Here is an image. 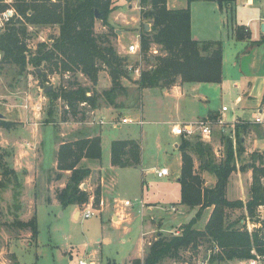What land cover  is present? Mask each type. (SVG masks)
<instances>
[{
  "label": "rangeland",
  "instance_id": "rangeland-1",
  "mask_svg": "<svg viewBox=\"0 0 264 264\" xmlns=\"http://www.w3.org/2000/svg\"><path fill=\"white\" fill-rule=\"evenodd\" d=\"M16 1H0L7 4V8L0 10V13L6 10L10 12L8 20L0 18V31L15 14L13 4ZM112 1L116 8L108 16V21L115 33L111 40L117 52L128 57L131 69L140 70L146 66L144 61L139 62L138 54H128L127 47L137 40L140 42L141 23L147 24L149 29L150 22L140 18L139 0ZM223 7L227 8L228 5ZM251 14V10L241 13L243 19H247ZM250 28V34L244 40H236L230 32L222 30L223 35L219 38L223 43L222 82L226 87L222 91L216 84L183 83L182 94L177 97L173 91L165 95L164 91H160L159 88L140 91L136 82L139 76L132 70H130V78L123 80L127 91L126 94L122 93L118 96L116 100L123 106L121 109H113L115 116L117 115L115 118L122 116L124 112L141 109L144 113L145 123L143 125L123 124L117 128L110 122L109 116L104 117V123L101 126L91 129L101 128V157L99 160L90 159L89 161V166L100 169V174L98 171L96 172L101 178L102 196L106 200V204L114 206L116 210L123 208L120 215L126 219L122 223L117 224L112 219V209L107 205L104 210H97L88 218L80 216L77 219L78 214L75 215L76 219L73 217L74 207L80 211L88 205L95 209L102 207L101 200L97 204L94 203L93 192L97 183L95 173L91 179L84 181L82 186L80 185L81 189L90 195L88 202L83 205L62 207L54 200L55 194L62 189L59 185L60 182H65V176L57 183L50 181L48 183L46 175L51 174L48 170L41 171L39 169V175L31 180L32 188H27L24 186V176L21 173L15 172L16 182L12 175L2 174V168H0V264H77L80 258L93 259L97 264H107L106 261H110L108 264L142 263L149 245L145 246L141 254L142 261L139 259L140 261L130 262L131 258L140 255L137 248L141 232L155 229L153 233L150 232L147 235V237L152 236L148 240L151 243L156 239L157 230L155 226L147 223L150 218L149 214L141 215L139 202L166 205H170V201L175 204L179 203L178 177L181 153L177 150L178 147L177 149L173 148L170 143L172 140L170 124L166 121L177 119L191 121L197 115L205 117L210 111L220 109L222 105L229 109L228 112L222 113V117L226 120H230L234 114L240 113V110L233 104L235 90L229 89L227 85L238 84L241 88L250 83L249 85L254 88V94H256L264 78V46L256 45L264 43L261 41L263 40L261 39L262 25L259 26L258 22L254 21ZM106 29L102 20L95 17V32L97 34L105 33ZM27 33L26 46L29 50L35 51L39 42H46L49 45L52 43V38L58 34V26L29 24ZM243 33L247 35L248 32L243 29ZM150 50L155 55L161 53L160 48L155 44H152ZM42 69L46 74L45 79L37 76L31 65H28L20 73L19 68L15 65L0 64V114L3 115V118L0 119L9 122L7 126H0V148L4 149L6 154L3 156V161L10 168L15 165L21 170L22 160V163L35 161L38 166L41 158L44 168L50 166L54 160L55 143L59 144L61 140H71L75 135L84 136L87 133L85 120L88 119L86 112L88 106H80L78 112L72 115L61 99H56L50 106V99L44 92V88L51 86L54 91H59L62 87L69 89L70 84L75 81L84 87L96 90L101 95V92L106 89L107 81L110 80L107 72L101 71L98 82L94 86L88 77L79 72L60 74L50 72L45 66H41L38 72L43 73ZM91 92L89 91L90 94ZM220 92L222 96H220ZM203 97H207L208 101H204ZM101 102H103V98L99 97V103ZM262 104H264V98ZM49 109L52 110V113H49ZM251 113L249 111L243 113L242 116L250 117ZM156 120L161 121L160 127L155 122ZM238 120L239 123H243V118L239 117ZM257 126L253 127V131H257L258 135H263L264 123H258ZM247 134L243 135L245 151L235 157L236 170L229 177L231 184L235 179L241 177L245 188L239 193L234 187L229 191L226 190L228 199L233 200L243 196L246 197L244 202L249 198L252 176L250 169L240 170L241 165L249 163L250 155L253 152L246 151ZM39 137L41 139L36 145ZM122 138L139 141L142 151L139 166L133 168L111 166L110 142L113 139ZM174 139L179 145V136H175ZM22 143L25 146H22ZM211 146L215 161L222 159L224 146L219 139L218 130L215 131ZM33 153H35L34 156ZM194 158L196 157L194 156ZM18 160L19 162H17ZM162 166L168 167L169 175L158 177L148 170L149 168L160 169ZM197 167L198 162L195 161V171L201 174L204 186H212L214 176L207 172H200ZM248 172L249 178L246 176ZM84 184L87 186L85 187ZM26 196L33 199L32 215L27 220L25 219ZM124 200H129L131 205L123 207ZM157 212L161 213L164 220L162 224L168 228V231L179 230L181 233L180 226L189 223L196 217L197 208L177 205V210L172 214L164 209L154 210L155 215ZM228 214L231 221L239 218L241 210H228ZM34 215L38 229L36 239L31 237L28 228L20 227L15 223L16 221L27 222ZM141 216L142 219L144 218L143 220ZM205 218L206 211H203L196 221L195 227L203 228ZM247 221L250 231H252L254 229L253 222L249 219ZM142 224L144 225L141 227ZM158 226L157 224V228H159ZM160 230L163 236L173 235L171 232ZM103 237H107L108 242L107 239L103 242ZM212 252L217 251L215 249ZM212 252L207 250V245L204 243L198 247L197 251H182L180 258L165 259L161 264H201L203 260H208L206 254ZM220 264H238V260Z\"/></svg>",
  "mask_w": 264,
  "mask_h": 264
},
{
  "label": "trees",
  "instance_id": "trees-1",
  "mask_svg": "<svg viewBox=\"0 0 264 264\" xmlns=\"http://www.w3.org/2000/svg\"><path fill=\"white\" fill-rule=\"evenodd\" d=\"M1 1V0H0ZM189 2L192 0H188ZM215 1L219 8L231 4L234 0ZM140 18L150 22L146 29L141 23L139 62L145 63L136 79L140 91L150 88H169L178 80L182 83H220L222 81L221 40L198 41L191 37V15L189 6L169 9L166 0H139ZM15 14L0 31V64H11L22 73L31 65L37 76L42 79L46 74L37 69L45 66L50 72L60 74L79 72L88 77L92 85L98 82L99 73L107 72L111 85L101 95L96 90L72 82L69 89L47 92L50 106L56 99H61L72 115L78 112L80 104L85 102L89 107L103 103L121 108L123 104L116 99L126 94L124 79L130 78V64L127 56L120 55L111 37L114 29L108 16L116 7L112 0H17L14 4ZM7 4L0 2V10ZM98 14L105 33L97 34L94 30L95 14ZM57 25L58 34L49 45L39 42L35 51L27 48V26ZM237 40L245 37L240 27L235 28ZM152 44L160 48L159 54L151 52ZM138 62V63H139ZM138 67V65H137ZM46 87V86H44ZM92 91L90 95L86 93ZM52 110L49 109V113ZM215 116V114H211ZM7 120L0 119V126H7ZM253 127L249 121L237 123L235 127L236 142L233 146L228 134L219 133L224 146V157L215 161L211 143L201 141L198 137H179L178 150L181 153V166L178 182L180 184V203L197 208L196 217L181 226L179 235L163 236L161 233L148 246L142 264H161L165 259L180 258L182 251H197L202 244L207 245L209 264H220L232 260L252 257L254 249L264 256V219L257 217V207L264 204V153L253 151L248 164L240 170L252 171L249 187V198L246 202L240 199L230 200L226 196L230 174L236 170L235 157L245 150L243 135ZM0 148V168L2 174L12 175L17 182L15 171L3 161L5 155ZM196 158H194V156ZM101 157V139L99 135L80 137L60 143L56 153L58 170H69L65 186L56 193L62 207L83 205L89 200V193L80 185L90 175V169L79 165L82 158L98 160ZM141 145L135 139L112 140L110 146L111 164L117 167H136L140 164ZM195 161L200 172H208L215 177V183L204 186L200 173L195 171ZM94 203L100 201V187L93 192ZM212 207L211 214L202 229L195 227L203 211ZM244 208L246 214L230 221L228 210ZM259 223L251 232L246 228V219ZM241 219L244 223H241ZM18 226L28 228L32 238H36L38 229L36 217L27 222L16 221ZM207 255V254H206Z\"/></svg>",
  "mask_w": 264,
  "mask_h": 264
},
{
  "label": "crops",
  "instance_id": "crops-1",
  "mask_svg": "<svg viewBox=\"0 0 264 264\" xmlns=\"http://www.w3.org/2000/svg\"><path fill=\"white\" fill-rule=\"evenodd\" d=\"M166 5L169 9H179V8H185V7L189 6L190 15H191V23H190L191 37L195 40H198V41L220 40L219 38L222 37V35H223L222 30H227L228 32H230L232 37L236 39L235 34H234V30L237 26L240 27L241 31L244 29L246 32H248L247 35L244 33L245 34L244 39H245L250 34V29H251L250 27H251L252 22H254V21L258 22L259 26H261L264 23V0H234L233 3L228 4L227 8L223 7L221 9L219 8L218 4L215 1H211V0H192L190 2L188 0H166ZM247 10H251L252 14L247 19H243L241 13H242V11H247ZM111 22L113 23V21H111ZM116 31L120 32L118 30H116ZM261 32H262L261 39H263L261 41H264V29H261ZM244 39H242V40H244ZM255 42L259 43L260 41H255ZM256 45H259V46L263 45L264 46V43H262V44L259 43ZM118 53L120 54V52H118ZM222 56H223V53H222ZM222 59H223V57H222ZM133 70L134 69H132V71ZM136 74L139 76L138 73H136ZM107 82L108 83H107L106 89H108L110 86V80ZM198 84H200V83H198ZM210 84H216L217 86L220 87L221 91L223 89H226V87L224 86L222 81L220 83H210ZM249 84L250 83H247V84L243 85L241 88H239L238 84L227 85L229 87V89L235 90L233 104L236 105L238 110H240V113L234 114V116L230 120H232L233 118H236V117H240V118H243V119H246L247 121H249V120H251V117H252L253 113L255 112V110L264 105V104H262V100L264 98V78L262 80L259 91H257L256 94H254V92H255L254 88H252ZM182 85H183V83L178 80L173 86H170L169 88H159V89H160V91H164L163 94H165V95L170 94V91H173L174 94L178 97L182 94ZM143 90H146V89H143ZM220 96H222L221 92H220ZM206 98L207 97H203V100L208 101V100H206ZM86 105H83V106L85 107ZM113 109H118V108H115L112 105H107L103 102L99 103V105L95 108H91L88 106V109H86L88 119L85 120V126H87L86 127L87 133L84 136L75 135L74 138L71 140H74V139L80 138V137H92L94 135H99L100 139H101V131H100L101 128H99L98 130H91V129L94 128L95 126H98V127L101 126L104 123V117H106V116L110 117L111 123L114 121H119L122 117H129V118H132L133 120L142 119L144 121V119H143L144 113H143V110H141V109L131 111L128 113L124 112V114H122V116L118 117L117 119L115 118L117 115L115 116ZM119 109H121V108H119ZM220 110H221V108L218 110L210 111L207 115L217 114L220 112ZM249 111L252 112L250 114V117L245 118L242 116L243 113H247ZM133 117H137V118H133ZM201 117L202 116L197 115V116H195V118H193V120L201 118ZM100 120L103 121L101 124L99 123ZM181 121H183V120L177 119V120H168L166 122H168L170 124L172 122H181ZM155 122L157 124H159V127H160L161 121L156 120ZM144 123H145V121H144ZM126 124H129V123H126ZM121 125H123V124H116V126H114V127L119 128ZM170 134H171L170 136L172 137V140L170 143H171L173 148L177 149L178 144H177L176 140L174 139L175 136L171 133V130H170ZM258 134L259 133H257V131H255V130L253 131V128L248 132V134H247L248 138L246 137V139H248V140L245 141L246 151H248V152H252V151L264 152V134L263 135H258ZM40 139H41V137H39L38 141L36 142V145L38 144ZM122 139H128V138H122ZM213 139H214V137H213ZM71 140H65V141H71ZM113 140H117V139H113ZM63 142L64 141L61 140L59 142V144L63 143ZM111 142H112V140H111ZM111 142H110V146H111ZM26 144H28V143H26ZM59 144L55 143L54 160L50 166H46L47 168L46 167L44 168L42 158L40 159V164H38V166H37V164H35V161L22 163L23 160L22 161L20 160L21 161V165H20L21 170L15 165H13V167H11L15 172L21 173L24 176L23 179H24V186L25 187L32 188L31 184H30L32 182L31 180H33V178H35L39 175V169L41 171L42 170L43 171L48 170L49 173L51 174V175H46L47 182L50 181L53 183H57L59 180H61L63 178V176H65V182H60V185H59L61 188H63L65 186L67 179H68V176L70 174V171L69 170H58L56 168L57 167L56 153H57V149H58ZM101 144H102V139H101ZM36 145H34V146H36ZM22 146H25V144L22 143ZM34 154L35 153H33L32 155L34 156ZM22 156L23 155H21V158H23ZM141 156H142V151H141ZM180 159H181V157H180ZM89 161H90L89 158H82L80 160L79 165L82 167H87L91 171L90 175L86 179H84V181L91 179V177L93 176L94 173L97 176L96 187L97 186L100 187V200L102 203V207L100 209H97V210L98 211L104 210V208L107 205L108 208L110 207L112 209V219L117 224L122 223L123 220L126 219V217H124L123 215H120V212L123 211V208L121 207L119 210H116L114 208V206H110L109 204H106V200L102 196L101 178H100V176H98V173L96 172V171H98L100 174V169H98L96 167L89 166ZM17 162H19V160ZM110 163H111V159H110ZM140 164H141V157H140ZM111 166L117 167V166H114L112 164H111ZM180 166H181V161H180ZM35 167H36L37 171H35L36 170ZM119 168H122V167H119ZM130 168H133V167H130ZM148 170L150 172H152L153 174H156L155 170H157V169L149 168ZM210 175H212V174H210ZM246 176H247V178H249V176H250L249 172L247 173ZM215 180L216 179L214 177L213 184L215 183ZM50 182H48V183H50ZM84 186L86 187L87 185L84 184ZM232 187H234L236 189V192H238V193L240 192V190H243V188H245L241 177L235 179L233 181V184H231V182L228 181V185H227L228 191ZM237 199H240L244 202V200H246V197L241 196V197L235 198L233 200H237ZM230 200H232V199H230ZM54 201L59 203L57 198H55ZM146 205L149 207V208H147V210H148L147 214L150 215L149 216L150 218L147 221V223L156 227V230H157V232L155 233L156 237L160 234V232H162L160 229H162L164 232V231H168V228H165L162 224L164 220L161 217V213L157 212V214L155 215L154 210L164 209L166 211H169L170 214H172L177 210V205L187 207V206L180 203V196H179V203L178 204H175L174 202L170 201V205L149 203V202H146ZM172 205H173V207L176 206L175 211L170 209V207H172ZM26 206H27V208L25 209L26 210L25 219L27 220L28 217H30L32 215L31 214V212H32L31 207L33 206V199L31 200L29 197H27ZM123 207H126V206L123 205ZM233 210H236V209H233ZM239 210H241V214H246V210L244 208H239ZM82 211L77 210L74 207V210L72 211L73 217L75 218V215L78 214V217H77V219H78L81 216L80 213ZM204 211H206V218L204 221V225H205L210 214H211L212 207H209V208L205 209ZM142 216H141V219H142ZM144 221L146 222V220H144ZM241 222H243V219H241ZM157 224L159 225L158 226L159 228H157ZM143 225L144 224H142L141 227ZM177 227H179V226H177ZM198 229H202V228H198ZM154 231H155V229H152L151 231H147V232H141V237H140L139 245L137 248L138 252H140V255L131 258L130 262H132L133 260H137V261L141 260L142 261L141 254L144 251L145 246L151 244V243L150 244L148 243L149 242L148 240L152 236L147 237V235L150 234V232L153 233ZM105 239H107V242H108L107 237H103L102 241L104 242ZM20 259H21V256H20ZM91 260H93V259H91ZM108 262H110V261H106L107 264H108ZM137 264H142V263L138 262Z\"/></svg>",
  "mask_w": 264,
  "mask_h": 264
},
{
  "label": "built area",
  "instance_id": "built-area-1",
  "mask_svg": "<svg viewBox=\"0 0 264 264\" xmlns=\"http://www.w3.org/2000/svg\"><path fill=\"white\" fill-rule=\"evenodd\" d=\"M9 11L6 10L2 13H0V18L6 19L8 20L9 17ZM127 53L128 54H138L140 53V42L139 40L131 43L128 47H127ZM132 67L130 66L129 69H131ZM135 73H140L139 69H134L133 70ZM87 95H90L89 92L86 93ZM80 105H86L85 102L81 103ZM26 107V106H25ZM67 108V106H66ZM229 109L227 106L223 105L221 107V110L219 113L215 114V116H211V115H207L205 117H201L198 119H194L191 121H181V122H172L170 123V130L171 133L174 136H179V137H184V138H193V137H198L201 141L204 142H209L211 143V141L213 140L215 131L218 130L219 133H225L228 134L229 137L232 139L233 142V146L235 147V142H236V135H235V127L236 124L239 122L238 118H233L232 120H226L225 118L222 117V113L227 112ZM246 119H243V122H246ZM103 121L100 120V124ZM249 122L253 123V124H258V123H264V105L257 108L255 110V112L253 113L251 120H249ZM126 123H137L142 125L144 123V121L142 119H137V120H133L132 118L129 117H122L119 121H114L112 122L113 126H116V124H126ZM155 173L158 177H162V176H167L170 174V171L168 169V167H161L160 169L155 170ZM131 202L129 200H125L124 201V206H130ZM147 208H149L143 201L139 202V210L141 212V215H143L144 213L147 214L148 210ZM171 210L175 211L176 208L175 207H170ZM95 211H97V209L93 208L92 206L88 205V207H86L81 213L80 215L83 218H88L90 216H92L93 214H95ZM257 217L259 219H264V204L263 205H259L257 208ZM248 220V218H247ZM246 220V221H247ZM244 222V220H243ZM253 228L259 226V223H253ZM250 231V226L248 224L247 221V226H246ZM171 232L173 235H179L180 231L179 230H175V231H168ZM150 244V242H148ZM216 251L218 250V248L215 246ZM214 249V250H215ZM252 253V257L246 258V259H242V260H238V264H264V256L262 255H258L256 253V251L254 249L251 250ZM208 258H209V254ZM208 260H203L201 262V264H208L207 262ZM77 264H96V262L94 260H88V259H84V258H80L78 260Z\"/></svg>",
  "mask_w": 264,
  "mask_h": 264
},
{
  "label": "water",
  "instance_id": "water-1",
  "mask_svg": "<svg viewBox=\"0 0 264 264\" xmlns=\"http://www.w3.org/2000/svg\"><path fill=\"white\" fill-rule=\"evenodd\" d=\"M95 17H96V18L98 17L97 12H96V14H95ZM147 26H148V25L146 24V25H145L146 29H148ZM262 29H264V23L262 24ZM37 71H39V69H37ZM51 90H52V87H51V86H47L46 88H44V92H45V93H47V92H49V91H51ZM0 118H3V115H2V114H0Z\"/></svg>",
  "mask_w": 264,
  "mask_h": 264
}]
</instances>
